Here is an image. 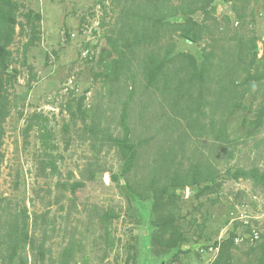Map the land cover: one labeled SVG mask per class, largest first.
I'll use <instances>...</instances> for the list:
<instances>
[{"label":"rangeland","instance_id":"374dc122","mask_svg":"<svg viewBox=\"0 0 264 264\" xmlns=\"http://www.w3.org/2000/svg\"><path fill=\"white\" fill-rule=\"evenodd\" d=\"M0 264H264V0H0Z\"/></svg>","mask_w":264,"mask_h":264}]
</instances>
